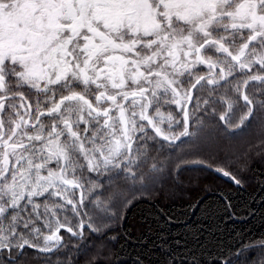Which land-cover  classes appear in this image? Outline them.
Returning a JSON list of instances; mask_svg holds the SVG:
<instances>
[{
	"label": "snow or ice",
	"instance_id": "snow-or-ice-1",
	"mask_svg": "<svg viewBox=\"0 0 264 264\" xmlns=\"http://www.w3.org/2000/svg\"><path fill=\"white\" fill-rule=\"evenodd\" d=\"M258 115L264 0H0V264H76L85 232L117 218L116 190L171 175L184 138L235 137Z\"/></svg>",
	"mask_w": 264,
	"mask_h": 264
},
{
	"label": "trees",
	"instance_id": "trees-1",
	"mask_svg": "<svg viewBox=\"0 0 264 264\" xmlns=\"http://www.w3.org/2000/svg\"><path fill=\"white\" fill-rule=\"evenodd\" d=\"M253 130L252 137L233 143ZM184 140L171 155L178 163L171 175L166 168L152 187L129 191L110 227L85 232L87 249L68 252L76 264H264V116L235 137L219 139V149L210 143L192 155L195 137ZM209 158L241 184L191 163ZM61 234L67 242L69 234ZM71 241L75 245L77 238ZM20 264L43 260L30 253Z\"/></svg>",
	"mask_w": 264,
	"mask_h": 264
},
{
	"label": "rangeland",
	"instance_id": "rangeland-1",
	"mask_svg": "<svg viewBox=\"0 0 264 264\" xmlns=\"http://www.w3.org/2000/svg\"><path fill=\"white\" fill-rule=\"evenodd\" d=\"M254 133V130H253V132L252 133H250V134H247V135H245V136H239V138L238 139H235V141H233V143L234 144H237V145H239V144H241L242 142V139L243 138H249V137H252V134ZM241 137V138H240ZM215 138H214V136H212L211 138H209V137H207V136H204L203 134H202V138H201V140L200 141H196L195 143H191V145L189 146V148H188V152H191L192 153V155H194V154H196L198 151H201L202 152V150H205V149H207L208 148V145H210V143H215V147H216V149H219V148H222V146L224 147V145H223V142H220L219 140L218 141H213ZM236 145V146H237ZM206 151V150H205ZM205 151L203 152V153H205ZM186 154V153H185ZM206 154V153H205ZM188 155V154H187ZM190 165H193V164H190ZM154 184H150L149 186H148V188H150V187H152ZM147 188V189H148ZM129 191H127V190H124V191H119V190H116V196L118 197V203H117V207H120V204L122 205H124V208H125V202L123 201V198H124V200H125V195L128 193ZM112 195V193H107V195L105 194V196L102 198L103 200H105V202H107V198L109 197V196H111ZM124 202V203H123ZM122 205V206H123ZM116 210V209H115ZM118 211H119V209H117Z\"/></svg>",
	"mask_w": 264,
	"mask_h": 264
}]
</instances>
